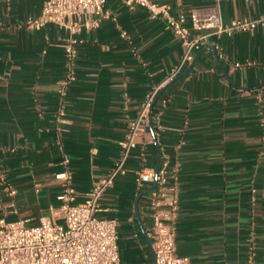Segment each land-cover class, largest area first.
I'll return each mask as SVG.
<instances>
[{"label":"crops","instance_id":"1","mask_svg":"<svg viewBox=\"0 0 264 264\" xmlns=\"http://www.w3.org/2000/svg\"><path fill=\"white\" fill-rule=\"evenodd\" d=\"M44 1L0 0V165L17 188V213L10 218L30 224L60 205L66 179L59 174L68 172L82 200L114 168L131 123L183 58L181 40L163 18L107 0L112 17L79 35L74 79L66 83L68 30L55 22L41 29L25 24ZM157 1L189 18L193 10L205 13L219 4L226 23L264 14V0ZM199 33L209 39L194 59L207 47L218 56L203 51L160 95L152 113L155 133L150 111L125 171L101 198L100 216L118 220L127 264L155 262L151 192H145L154 182H139L138 172L156 168L158 150L160 163L168 158L179 170L178 254L199 264H248L253 253L256 264H264V26ZM0 199L9 201L1 187Z\"/></svg>","mask_w":264,"mask_h":264},{"label":"built area","instance_id":"2","mask_svg":"<svg viewBox=\"0 0 264 264\" xmlns=\"http://www.w3.org/2000/svg\"><path fill=\"white\" fill-rule=\"evenodd\" d=\"M120 1L131 9L139 6L147 8L152 18H163L165 29L181 40L182 62L173 70L168 82L178 75L185 63L192 62L195 52L208 42V34L199 33L200 30L233 33L264 26V14L256 19L237 18L226 23L219 4L205 13L193 10L189 18L182 11L172 13L169 4L157 0ZM106 2L107 0H45L41 13L25 22L34 29H41L48 23L55 22L68 30L69 35L63 44L70 71L66 83L74 79L73 68L78 54L79 35L84 29L97 27L104 19L112 17L105 10ZM121 35L128 38L126 30H122ZM255 63L237 62L235 65L241 67ZM157 93L155 91L148 97L138 119L131 123L121 142L123 151L114 168L95 181L82 200H79L77 190L70 183L68 172L59 174V178L66 179L58 195L60 205L53 208L50 215H42L37 224H30L29 219L25 218H10L17 213L14 200L17 188L0 165V187L9 197L7 202L0 199V264H127L122 259L118 244V220L100 216L103 209L101 198L113 186L116 175L125 171V161L130 150L137 145L136 139L142 126L148 123L150 108ZM63 115L61 108L60 116ZM68 162L69 159L66 158L64 163ZM178 171V167L166 158L160 163L158 171L154 167L144 166L138 172L139 182H154L157 179V186L147 203L152 220L149 236L156 255L154 264H199L177 251L175 219L180 205ZM248 264H256L253 253L248 258Z\"/></svg>","mask_w":264,"mask_h":264},{"label":"water","instance_id":"3","mask_svg":"<svg viewBox=\"0 0 264 264\" xmlns=\"http://www.w3.org/2000/svg\"><path fill=\"white\" fill-rule=\"evenodd\" d=\"M207 49H209V50H211L216 56H218V53L212 48V47H207V48H204V49H202L198 54H197V56L195 57V59H194V61H193V63L190 65V67L186 70V71H184L183 73H181V74H179V75H177V76H175L171 81H169L161 90H160V92L156 95V97H155V99H154V101L152 102V105H151V108H150V111H151V116H150V127H151V129H152V131L155 133V129H154V125H153V121H152V113H153V109H154V106H155V104H156V102H157V100L159 99V97H160V95L174 82V81H176V80H178V79H180V78H182V77H184V76H186L190 71H191V69L194 67V65H195V63H196V61L198 60V58H199V56L201 55V53L203 52V51H205V50H207ZM157 141V140H156ZM159 166H160V150H158V153H157V164H156V171H158V169H159ZM156 186H157V179H155V181H154V183H153V186L149 189V190H146L145 192H152L155 188H156ZM144 193V192H143ZM143 193H141L140 195H139V197H138V200H137V204H136V213H137V216L138 217H140V212H139V207H138V201H139V199H140V197H141V195L143 194ZM150 243H152L151 242V240H150ZM154 260H156V255H155V252H154Z\"/></svg>","mask_w":264,"mask_h":264}]
</instances>
